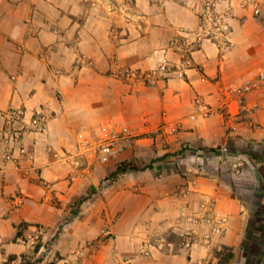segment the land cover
<instances>
[{
  "label": "crops",
  "instance_id": "crops-1",
  "mask_svg": "<svg viewBox=\"0 0 264 264\" xmlns=\"http://www.w3.org/2000/svg\"><path fill=\"white\" fill-rule=\"evenodd\" d=\"M181 31L201 34L181 73L128 82L113 72L179 64L170 41ZM260 73L264 0H0V127L8 108L25 122L48 116L43 131L24 132L15 160L0 157V264H254ZM196 97L211 115H198ZM106 128H127L133 144L94 161L79 135ZM122 160L146 167L109 178Z\"/></svg>",
  "mask_w": 264,
  "mask_h": 264
},
{
  "label": "built area",
  "instance_id": "built-area-1",
  "mask_svg": "<svg viewBox=\"0 0 264 264\" xmlns=\"http://www.w3.org/2000/svg\"><path fill=\"white\" fill-rule=\"evenodd\" d=\"M91 6L98 4L99 0H84ZM255 13L260 12V8L257 5L254 9ZM202 32L208 34L209 31H206V28L201 29ZM204 34V35H205ZM201 39V34H193L190 36L188 33L179 32L175 35L170 41V46L180 55V63L175 65H170L167 63L160 64L157 68L153 70L141 71L132 67L121 66L118 63L115 64L113 72L117 77L123 81H141L146 82L152 78H159L165 76L168 71L176 70L182 72V69L191 63V54L194 47V44H197ZM263 73H260V77H263ZM251 89V83L245 82L240 86H232L229 88V91L236 92L241 94L242 92L248 91ZM195 105L198 108V115L201 117H207L213 113V109L205 103L201 97H196L194 99ZM192 115V117H194ZM3 125L0 127V157L4 160H15V149L19 147L22 135L27 130L33 131H43L45 123L47 122L48 116L43 113H35L29 119L28 122L24 120V114L22 111L8 108L4 111L3 115ZM79 149L82 152H88L90 157L94 161L106 162L119 153L129 148L133 144V134L127 128L121 129H95L92 132H89L87 135L81 133L79 135ZM205 216H192L189 217V220L193 224H198L201 220H204ZM220 227L214 225L209 234L204 236V240L209 242V239L212 235L218 233ZM196 229L191 228L190 232L182 241L183 248H190L192 244L196 241ZM145 254L149 252L144 251Z\"/></svg>",
  "mask_w": 264,
  "mask_h": 264
},
{
  "label": "rangeland",
  "instance_id": "rangeland-1",
  "mask_svg": "<svg viewBox=\"0 0 264 264\" xmlns=\"http://www.w3.org/2000/svg\"><path fill=\"white\" fill-rule=\"evenodd\" d=\"M61 227H62V224L59 226V228L61 229ZM59 228L57 229L58 231L60 230ZM249 234H250L249 239L252 242H254L252 243L253 245L251 246L248 245L246 248L249 262H253L254 264H257V262L261 260V264H264V252H263L264 250V220H261L253 224L251 227V232ZM37 239H34V240H37L35 241L34 244H39L40 247L43 248L42 251L45 252L46 249L48 248L47 244L49 240L48 241L41 240L39 237ZM33 262L34 261H32L31 263Z\"/></svg>",
  "mask_w": 264,
  "mask_h": 264
},
{
  "label": "trees",
  "instance_id": "trees-1",
  "mask_svg": "<svg viewBox=\"0 0 264 264\" xmlns=\"http://www.w3.org/2000/svg\"><path fill=\"white\" fill-rule=\"evenodd\" d=\"M146 166H139L135 160H122L116 164L115 170L109 174V178L116 179L119 175L126 172L136 171Z\"/></svg>",
  "mask_w": 264,
  "mask_h": 264
}]
</instances>
